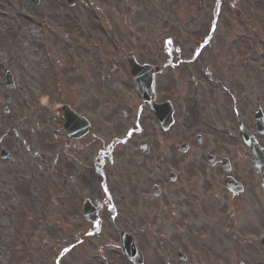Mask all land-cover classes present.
Listing matches in <instances>:
<instances>
[{"label": "flooded vegetation", "instance_id": "flooded-vegetation-1", "mask_svg": "<svg viewBox=\"0 0 264 264\" xmlns=\"http://www.w3.org/2000/svg\"><path fill=\"white\" fill-rule=\"evenodd\" d=\"M178 36L156 38L160 50L145 43L141 55L117 44L97 77L114 80L116 94L68 103L78 116L74 240L84 264H133L121 252L132 243L138 264H224L228 247L249 253L234 264H264V161L245 141L264 149L255 124L264 102L240 97L233 52L207 40L185 50ZM127 57L152 72V98L135 90Z\"/></svg>", "mask_w": 264, "mask_h": 264}, {"label": "rangeland", "instance_id": "rangeland-1", "mask_svg": "<svg viewBox=\"0 0 264 264\" xmlns=\"http://www.w3.org/2000/svg\"><path fill=\"white\" fill-rule=\"evenodd\" d=\"M127 1L0 0V148L14 156L0 158V264H84L74 241L75 142L59 130V154L52 157L55 106L113 97L114 80L98 84L97 77L117 44L120 53L141 55L147 45L162 48L156 38L180 34L189 50V40L210 31L208 49L231 51L238 60L240 97L264 102V0ZM7 70L12 88L5 87ZM222 251L224 264L249 255Z\"/></svg>", "mask_w": 264, "mask_h": 264}, {"label": "water", "instance_id": "water-1", "mask_svg": "<svg viewBox=\"0 0 264 264\" xmlns=\"http://www.w3.org/2000/svg\"><path fill=\"white\" fill-rule=\"evenodd\" d=\"M128 62H129V67H130V73L133 76V78H134V80L138 86L139 83L142 82L140 79L141 74H142V72H145L146 70L143 69L142 67L138 66L135 62H131L130 60H128ZM6 78H7V85L10 86L12 84L11 83V75L9 73H7ZM149 90H151V89H149ZM252 146H253V144H252ZM125 250L129 256L131 255L132 257H135V256H133L135 254L134 247H126Z\"/></svg>", "mask_w": 264, "mask_h": 264}, {"label": "bare ground", "instance_id": "bare-ground-1", "mask_svg": "<svg viewBox=\"0 0 264 264\" xmlns=\"http://www.w3.org/2000/svg\"><path fill=\"white\" fill-rule=\"evenodd\" d=\"M41 101H42V100H41ZM42 102H44V100H43Z\"/></svg>", "mask_w": 264, "mask_h": 264}]
</instances>
